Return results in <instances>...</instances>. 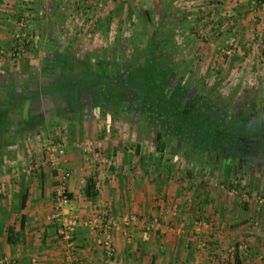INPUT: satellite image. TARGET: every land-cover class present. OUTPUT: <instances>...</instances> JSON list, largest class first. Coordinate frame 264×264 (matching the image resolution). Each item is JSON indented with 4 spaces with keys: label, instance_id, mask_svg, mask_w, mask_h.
<instances>
[{
    "label": "crops",
    "instance_id": "obj_1",
    "mask_svg": "<svg viewBox=\"0 0 264 264\" xmlns=\"http://www.w3.org/2000/svg\"><path fill=\"white\" fill-rule=\"evenodd\" d=\"M89 2L86 6L84 0H0V122L8 121L6 136L9 137L0 135V264H63L64 244L57 235L56 225L49 220L54 208L56 174L45 162L43 143L46 140L60 141L67 146L64 165L72 174L69 191L82 218H87L95 210L106 215L135 214L142 219L157 218L159 209H164L162 206L170 208L174 203L179 207L182 218L180 223L178 220L176 224L168 222L174 231L165 236L148 232L143 226H134L130 233L131 242L127 243L123 232H116L117 252L111 259L106 258L96 245L94 234L81 227L74 234L79 258L75 264H195L198 263L195 261L197 258L203 264H220L212 261L209 254H215L220 261L226 245L224 239L230 241L234 235H246L249 240L251 234L248 227L240 222L241 219H236L233 210L239 209L238 200L232 193H220L221 188H217L215 193L214 180L207 189H203L209 184L200 180L196 185L197 195L179 194L174 202L171 197L175 194L170 184L175 180L172 179L175 162L169 159L161 163L160 152L154 145L149 150H142L137 142L135 148H138V155L135 148L126 151L123 147L125 142L116 133L103 130L98 135L94 130L95 137L91 138L105 145L110 156L108 166L89 159L81 145L89 140L87 132L91 128L93 113L88 112L86 106L78 107L79 92L71 97L59 92L58 77L65 75V70L54 60L57 55L78 59L79 53L76 50L72 51L74 54L71 50L62 52L54 44L60 41L56 37L60 28L79 21H94L87 31V38L93 45L97 41H105L112 21H186L208 31L209 38L216 45L221 43L227 47L234 42L232 47L240 50L235 54L242 55L240 60L243 58L246 61L255 44L256 37L252 34L255 32L250 28L251 33L248 31L244 40L233 34L240 31L244 21H248L247 25L252 24H249L250 21H263L261 24L264 27V0H258L256 4L248 0ZM24 9L30 15L33 29L34 26L41 27L42 40L16 60L7 53L13 43L15 21ZM76 41L79 42L78 39ZM205 41H209L208 37ZM239 41L242 43L237 48ZM202 47L199 46L198 54L208 58ZM240 47H246V52L241 53ZM2 51L6 54H1ZM100 53L104 58L111 57L107 49ZM88 56L100 59L99 49L94 47L87 51L85 57ZM240 60L239 57L229 58L231 65L224 66L223 70L227 73L239 69L255 72L258 67L253 62L245 70V62L238 65ZM11 102L15 108H12ZM97 114L95 120L101 122L102 119L105 124L103 113L99 110ZM5 139L8 141L6 147L3 146ZM130 154L136 162L131 161L133 169L127 171ZM203 154H213L216 158L218 152ZM196 161L188 165L194 170L191 175L193 170L184 169L187 170L184 174H187L188 182L205 170L200 168L201 163L197 165L200 161ZM221 170L225 176V165ZM91 179L95 182V190L88 195L86 185ZM189 183L193 184L192 181ZM244 204L245 208H251L249 203ZM241 217L246 218V215ZM167 218L174 221V216ZM163 219H166L165 216ZM201 219L208 224L207 229L206 226L201 228L204 231L200 233V239L206 243H203V248L201 245L196 247L198 244L189 235L194 233L195 223ZM197 248L202 251L198 252ZM240 256L236 253L234 264L248 261Z\"/></svg>",
    "mask_w": 264,
    "mask_h": 264
},
{
    "label": "rangeland",
    "instance_id": "obj_2",
    "mask_svg": "<svg viewBox=\"0 0 264 264\" xmlns=\"http://www.w3.org/2000/svg\"><path fill=\"white\" fill-rule=\"evenodd\" d=\"M29 22L31 23L32 21ZM92 22L94 21L86 20L75 22L73 25L71 23L68 26H61L62 28L59 29V34L56 36L57 38H60V41L57 40V43L54 44V46L57 47L56 49L62 52L68 50L75 52L76 50L79 53L78 59L84 60L86 58L85 53L96 47V49H99L100 59H105L111 65L115 66V63L120 65L128 64L135 55L136 50H144L147 47L148 42L155 40L160 41L161 39L164 40L163 38L170 35V43H172L173 50L175 51L173 61L177 68V73L182 77L181 79L183 82L187 83V87L192 94H203L204 100H208L218 110H220V108L222 109L221 106H223L225 109L224 112H227V114L230 112L236 114L237 111H242L245 116L247 114H255L258 117V115L264 113V67H260L264 64V27L261 24L263 21H250L249 24L252 23L251 25H247L248 21H244L245 24L239 28L240 31L233 34L239 35L244 40V38L247 39L250 28L255 32L252 33L255 34L256 37L255 44H253L254 47H251V56L248 57L246 61H244L245 59L243 58L240 60L242 55H239L238 53L235 54V51L240 52V50L232 47L234 42L228 44L229 47L227 44V47L222 46L221 43L216 45V43L209 38L208 31L204 28H198V25H194L193 21V23H188L186 21H112L109 31L106 32L107 37L104 39L105 41H97V44L95 43V45H93L94 43L90 42L89 38H87L89 33L87 31ZM41 31V27L39 29V26H34L33 29L30 25L29 32L39 37L38 44L42 40ZM159 31L163 32V38L158 37L157 34ZM206 37L209 39L208 42L205 41ZM77 39L79 42L76 41ZM244 42L246 43V41ZM238 43L239 45L237 48L241 46L242 41H239ZM200 45L203 46V51L207 52V55L209 56L208 58L201 57L198 54L200 51ZM211 45L214 46L212 47ZM245 48L240 47L241 53L246 52ZM103 49H107V51L111 53V57L108 59L104 58L103 54L100 53ZM218 49H229L232 53L230 56H225ZM73 52L71 54H74ZM193 53H195V56H192ZM231 57H239L240 61H238V65L245 62V70H247L248 67H251L253 62H255V65H258V67L255 72L239 69L237 72L234 71L227 73L223 70L225 69L223 67L231 65L229 64L230 60L228 61ZM226 103H230L229 106H225L224 104ZM104 112L103 119L106 121L105 124L102 119L101 122L95 120V116H98V111L92 112L93 114L90 118L91 128L88 129L87 139L93 143H101L98 139H96L97 141L91 139L92 137H95L93 135L94 130L98 132V135H101L104 130L106 133L109 132L120 135L122 142H125L123 147L126 151L135 148V143L137 142L142 150H145L146 148L149 150L153 145L154 147L156 146L157 131L155 127L152 126L145 128V125L143 124L144 121L142 122V120H139L134 115L128 114L124 111L116 114L111 107ZM218 135L219 134H216L215 132L207 135H204L201 132L198 133L199 142L197 138L194 139L195 141L193 142L196 143L197 141L198 143H202L205 147L201 148L198 146L200 144H195L193 149L196 150V152H199L200 149H202L201 151L205 149V152L206 150L208 152L214 151L213 148L219 147L218 144L221 140ZM165 142L166 149L163 153L160 152L159 158L161 163L163 161L167 162L169 159H172L175 162V174L173 175L174 177H172V179L175 180L174 183L170 184V188H172L175 194L171 197L174 202L178 200L179 194L190 195V197L197 195L196 185L200 180L206 181L209 184L203 189H207L211 185L210 183L212 180H214V182H216L214 183L216 184V187L213 188L215 193H217V188H221L220 193L227 195L232 193L239 202V209L233 211L235 212V216L237 215L236 219H241L240 222L248 227L247 229L249 233H251L249 234V240L246 235L242 237L234 235V239L230 241L224 239L227 243L225 242L226 245L224 246V251L219 257L220 261L215 254H209L212 261H218L220 264H234L235 260L233 259H235V256L231 258L230 251L235 248L236 253H240L241 258L248 260L245 264H264V163H250V161H237L235 159L233 160L232 176L226 181L221 170L223 169L227 158L224 155H215L216 158H213V153L210 156L207 155L204 157L201 153H192L186 144L179 142L177 139L174 140L173 138H167ZM100 145H102L103 151L109 154L105 150V145L103 143ZM131 155L132 154H130V163L127 171L131 168L133 169L131 161H135ZM195 160H197L196 162L200 161L197 165H200L201 163L202 166H200V168H204L205 170H203V172H207H204L205 174L201 172L200 174L193 176L192 180H190L193 183L191 184L189 183L190 181L188 182L186 177L187 174L184 173L189 170L190 166L188 165H191L192 163L195 164L193 162ZM185 167L187 170H184ZM193 172L194 170L190 172V175ZM129 174L130 173L128 172V175ZM237 185L238 188L236 187ZM244 203H249L251 208H245ZM165 204H167V202ZM172 206L177 210L176 216L173 215L175 209L171 208ZM162 208L164 209H159V211H161L157 213V218L163 219L164 216H174V221H171L170 218H166L168 219L167 223L173 222L176 224L175 222L177 220L178 223H180L181 216L178 210L179 207L176 206V203L171 204L170 208H166L165 206H162ZM245 215L246 218L241 217ZM199 222L204 223L207 229L208 224L205 223L204 220H197L195 224ZM201 228L199 231L194 228V233L189 235L193 241L198 244L196 247L201 245L200 247L203 248V243H206L200 239V233L204 231V228ZM243 245H246L247 249H239V247H242ZM197 251H202V249L198 250L197 248ZM196 260L198 261V264H203L200 258L195 259V261Z\"/></svg>",
    "mask_w": 264,
    "mask_h": 264
},
{
    "label": "trees",
    "instance_id": "obj_3",
    "mask_svg": "<svg viewBox=\"0 0 264 264\" xmlns=\"http://www.w3.org/2000/svg\"><path fill=\"white\" fill-rule=\"evenodd\" d=\"M157 35L159 38L164 37L162 31ZM163 39L148 42L144 50H136L128 64L115 63V66L105 59H93L88 56L84 60H78L68 55L63 58L57 55L54 60L65 70L63 73L65 75L58 77L59 92L69 97L79 92L78 107L86 106L88 112L100 110L105 113L104 111L111 107L116 114L124 111L144 121L145 128L155 127L156 147L161 153L166 149L167 138L177 139L186 144L191 152H196L193 149L195 144H200L198 146L201 148L205 147L202 143H198V133L206 128L204 120L207 115H214L217 108L208 100H203V94L191 93L187 83L183 82L182 77L177 73L173 61L175 51L170 43V35ZM76 88L79 90H75ZM229 104L224 105L229 106ZM11 106L15 108L13 102ZM11 106L6 107V110L8 111ZM221 107L218 115L223 117L218 120L224 135L227 136V130H233L241 136L242 124L245 125L247 120L245 114L242 111H237L236 114L230 112L233 117L237 118L236 115L240 117L237 121L239 125L232 126L233 121L230 123L227 121L229 114L224 112L223 106ZM75 108L77 109V106ZM7 124L8 121L5 120L0 122V135L3 138H9L6 136ZM215 125L216 122H212L209 129L220 131L219 126ZM224 135H221L223 140L219 147L213 149V152H218L217 156H223V151L219 148L226 147ZM196 138L198 142L195 143L193 141ZM3 142V146L6 147L8 141L5 139ZM201 150L197 153H205V149ZM135 153L138 155V148H135ZM202 156L205 157L207 154ZM233 163V158H226L224 176L226 181L232 176ZM236 187L238 188V185ZM94 190L95 182L91 179L86 185V192L91 195Z\"/></svg>",
    "mask_w": 264,
    "mask_h": 264
},
{
    "label": "built area",
    "instance_id": "obj_4",
    "mask_svg": "<svg viewBox=\"0 0 264 264\" xmlns=\"http://www.w3.org/2000/svg\"><path fill=\"white\" fill-rule=\"evenodd\" d=\"M256 4L258 0H248ZM85 5H89V0H85ZM29 13L26 9L22 10L21 15L15 21L13 31V43L7 53L12 59H21L28 48L39 41V37L29 32L30 22ZM202 37V35H201ZM212 46V45H211ZM214 46V45H213ZM225 56H230L232 51L229 49H218ZM5 52L2 51L1 54ZM6 54V53H5ZM101 143H93L86 140L81 147L85 155L91 160H96L103 166L110 164L109 155L103 151ZM66 144L56 140H46L43 143V150L46 155L45 162L56 174V185L54 187V208L49 220L56 225L57 235L64 244L63 264H75L79 258L77 256L74 234L77 229L85 227L95 236L96 245L102 250L106 258H114L117 252V245L114 234L122 231L127 243L131 242V229L134 226H143L148 232H154L161 235L174 231L172 225L167 223V219L146 218L142 219L135 214L125 215H106L99 210L93 211L87 218H82L78 214V209L74 205L71 193L69 191V182L72 174L65 168ZM246 197V196H245ZM176 215V209L173 212ZM165 218H167L165 216ZM204 223H197L196 230L199 231ZM239 249H247L246 245ZM236 255V249L230 251L233 258ZM198 264V263H195Z\"/></svg>",
    "mask_w": 264,
    "mask_h": 264
},
{
    "label": "flooded vegetation",
    "instance_id": "obj_5",
    "mask_svg": "<svg viewBox=\"0 0 264 264\" xmlns=\"http://www.w3.org/2000/svg\"><path fill=\"white\" fill-rule=\"evenodd\" d=\"M218 112L219 110L217 109L214 115L206 116L204 120L206 121V128H204L201 133L207 135L215 132L216 134H219L218 136L221 139V143V141L223 140L221 138V135H224V130H222V128L220 127L219 120L223 116L218 115ZM246 116L247 117L245 118L247 120L245 125L242 124L243 128L241 136L238 135V132L227 130V136L224 135L226 136V147L219 148V150L223 151V155L225 157L233 158V160L237 159V161H250V163H264V113L262 115H258V117L255 114H247ZM236 117L237 118L233 117L232 114H229V116H227V121L229 123L233 121L232 126H234L235 124H238L237 121L239 120V117L237 115ZM213 118H215L214 121ZM212 122H216L215 126H219L220 131H217L216 129H209Z\"/></svg>",
    "mask_w": 264,
    "mask_h": 264
}]
</instances>
